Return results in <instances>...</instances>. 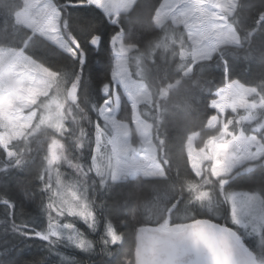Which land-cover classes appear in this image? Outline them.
Listing matches in <instances>:
<instances>
[{
	"label": "snow or ice",
	"instance_id": "snow-or-ice-1",
	"mask_svg": "<svg viewBox=\"0 0 264 264\" xmlns=\"http://www.w3.org/2000/svg\"><path fill=\"white\" fill-rule=\"evenodd\" d=\"M138 2L15 0L9 6L0 0V203L9 210L10 227L45 241L50 250L67 241L94 253L100 244L101 264H264V185L240 191L231 186L241 173L264 168V74L248 85L226 78L216 85L211 113L193 116L194 98L210 90L203 72L208 62L218 59L227 67L225 53L241 51L246 59L259 53L264 60V38H257L264 37V11L249 28L239 22L242 0H156L138 16L153 37L140 44L121 26ZM81 6L101 9L119 27L102 103L81 91L86 53L68 12ZM74 27L100 46L94 21L79 20ZM41 40L66 53L79 70L53 68L30 55ZM170 64L179 78L167 74ZM169 125L182 132L171 144ZM34 151L43 153L35 178L47 194L41 201L44 230L16 223L15 203L4 194L33 198L31 181L16 172L29 170ZM129 179L136 183L127 207L114 209L98 198ZM145 183L157 191L137 204L143 211L139 219L133 216L138 226L129 244L114 213L131 211L132 197ZM185 194L187 204L227 206L235 227L178 216ZM96 232L99 239H91ZM247 236L256 238L255 248Z\"/></svg>",
	"mask_w": 264,
	"mask_h": 264
},
{
	"label": "trees",
	"instance_id": "trees-1",
	"mask_svg": "<svg viewBox=\"0 0 264 264\" xmlns=\"http://www.w3.org/2000/svg\"><path fill=\"white\" fill-rule=\"evenodd\" d=\"M15 0H4L6 5H11ZM60 4H65L66 0H59ZM156 0H139L136 9L122 20L121 26L125 33L134 41L140 44L152 39V34L145 31L146 24L138 19L145 11L149 10ZM261 11H264V0H242V6L239 9V22L246 27H253L255 20ZM68 12L71 16L70 23L73 25L72 31L82 41V46L86 53V63L84 65V79L82 81L81 91L85 90L90 98L97 103L103 102V94L101 87L104 79L109 74L114 60L111 39L119 27L111 23L109 18L103 13L101 9L92 6L69 7ZM88 19L96 24L97 34L101 37L100 46H93L84 39V35L77 32L74 25L77 21ZM258 39L264 38L259 34ZM11 36H6L5 40H11ZM17 40L21 37H16ZM29 54L34 58L40 60L46 65L53 68L79 69L71 61L70 57L59 50L56 46L47 41H39L33 48L29 49ZM229 63L228 66L214 59L208 62L203 72L208 77L210 83L208 85L209 91L197 94L193 100V116L204 119L211 113L212 109L208 107L212 100L216 98V85L223 86L221 83L226 78L239 80L248 85L253 81L259 79L264 74V60H261L259 53H254L253 57L246 59L243 52L233 55L231 52L225 53L224 57ZM169 76L179 78L180 73L177 71L175 65L170 64L166 68ZM199 74V66L194 69L192 78L195 79ZM158 75H164V72ZM188 82V81H186ZM121 92L123 90L121 89ZM122 104L127 107L129 100L126 94L123 95ZM93 117L95 114H92ZM168 139L175 142L176 138L182 134L181 130L173 125H169L167 129ZM39 135V134H38ZM32 160L29 163L28 171L24 173L16 172V176L22 177L24 182L31 181L27 185L33 194L31 200L24 198L22 194L15 191L4 193L7 198L15 203L14 218L16 223L26 222L31 228L36 230H44L47 227V216L41 206V201L46 202V193L42 192L41 182L35 178L36 169L41 164L43 153L34 151L30 154ZM3 166V165H0ZM172 180L176 178L175 169L170 172ZM4 179H7L5 177ZM135 181L129 179L117 186L116 190L107 194H101L98 198H103L117 208L120 204L127 207L125 198L135 185ZM261 185H264V168L255 169L252 172L241 173L232 182L231 186L234 190H252ZM0 191H3L0 188ZM157 190H154L150 184L145 183L140 188L139 192L132 197L131 211L121 213L116 211L114 214L117 219L115 223L119 224L120 230L129 234V244L132 243L134 227L138 226L133 219L140 218L137 213V204L140 202H147L153 198ZM159 192H163V186L158 188ZM143 211V209H141ZM178 216L184 217L194 215L196 218L209 219L221 225L235 227L230 218V210L227 206L221 205L214 209H208L198 204H187V194L185 199L181 200L177 207ZM77 227L85 232H89L86 225L78 222ZM90 238L98 240L100 233H89ZM246 243L250 248H255L256 238L247 236ZM102 245H96L94 253H86L80 249L70 245L67 241L60 244L54 249H49L46 242L35 237L27 238L19 233L12 231L10 227L9 210L4 203H0V264H101L102 254L100 248Z\"/></svg>",
	"mask_w": 264,
	"mask_h": 264
},
{
	"label": "clouds",
	"instance_id": "clouds-1",
	"mask_svg": "<svg viewBox=\"0 0 264 264\" xmlns=\"http://www.w3.org/2000/svg\"><path fill=\"white\" fill-rule=\"evenodd\" d=\"M137 213H138L139 215H142V210H141V209H137Z\"/></svg>",
	"mask_w": 264,
	"mask_h": 264
},
{
	"label": "rangeland",
	"instance_id": "rangeland-1",
	"mask_svg": "<svg viewBox=\"0 0 264 264\" xmlns=\"http://www.w3.org/2000/svg\"><path fill=\"white\" fill-rule=\"evenodd\" d=\"M218 97L216 96V98L215 99H217ZM237 191H240V190H237ZM71 245V244H70ZM73 246V245H72Z\"/></svg>",
	"mask_w": 264,
	"mask_h": 264
},
{
	"label": "water",
	"instance_id": "water-1",
	"mask_svg": "<svg viewBox=\"0 0 264 264\" xmlns=\"http://www.w3.org/2000/svg\"><path fill=\"white\" fill-rule=\"evenodd\" d=\"M214 223H216V222H214ZM217 224H219V223H217Z\"/></svg>",
	"mask_w": 264,
	"mask_h": 264
}]
</instances>
